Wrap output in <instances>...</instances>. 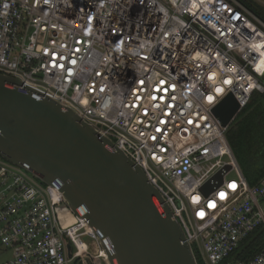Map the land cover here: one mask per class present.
Wrapping results in <instances>:
<instances>
[{
	"label": "built area",
	"instance_id": "1",
	"mask_svg": "<svg viewBox=\"0 0 264 264\" xmlns=\"http://www.w3.org/2000/svg\"><path fill=\"white\" fill-rule=\"evenodd\" d=\"M0 74L55 96L141 167L197 261L264 264V248L235 256L264 227V178L248 183L214 114L230 93L241 111L264 93V20L242 2L0 0ZM2 250V264L105 261L57 186L0 157Z\"/></svg>",
	"mask_w": 264,
	"mask_h": 264
},
{
	"label": "water",
	"instance_id": "2",
	"mask_svg": "<svg viewBox=\"0 0 264 264\" xmlns=\"http://www.w3.org/2000/svg\"><path fill=\"white\" fill-rule=\"evenodd\" d=\"M240 111L230 93L214 114L229 127ZM0 157L57 186L94 230L106 264H198L184 228L141 167L72 108L3 74Z\"/></svg>",
	"mask_w": 264,
	"mask_h": 264
},
{
	"label": "trees",
	"instance_id": "3",
	"mask_svg": "<svg viewBox=\"0 0 264 264\" xmlns=\"http://www.w3.org/2000/svg\"><path fill=\"white\" fill-rule=\"evenodd\" d=\"M239 1L264 20L263 7L253 0ZM261 82L264 85V80ZM227 139L248 183L256 185L264 178V93L253 95L251 102L229 126ZM244 162L247 168L242 169L241 165ZM263 248L264 227H259L242 242L235 254L236 259L243 262L250 261ZM198 264H202L199 259Z\"/></svg>",
	"mask_w": 264,
	"mask_h": 264
},
{
	"label": "rangeland",
	"instance_id": "4",
	"mask_svg": "<svg viewBox=\"0 0 264 264\" xmlns=\"http://www.w3.org/2000/svg\"><path fill=\"white\" fill-rule=\"evenodd\" d=\"M253 1L264 8V0H253ZM263 80H264V77L261 79V81H263ZM259 93H262V92H259ZM256 96H260V95L256 94ZM234 155H235V153H234ZM224 161L225 162L230 161V158L229 157H225ZM241 167H242V169L247 168L246 163L244 162L243 165H241ZM230 176H234V174H231ZM82 240L85 243L90 245L91 251H94V247L92 245V240L89 237H84ZM11 257H12V252L11 251H8V250L7 251H4V250L0 251V264L6 262ZM99 261H100V264H106V262L103 259H100ZM73 264H75V263H73Z\"/></svg>",
	"mask_w": 264,
	"mask_h": 264
},
{
	"label": "bare ground",
	"instance_id": "5",
	"mask_svg": "<svg viewBox=\"0 0 264 264\" xmlns=\"http://www.w3.org/2000/svg\"><path fill=\"white\" fill-rule=\"evenodd\" d=\"M29 86H31V85H29ZM31 87H33V86H31ZM35 88V87H34ZM35 89H37V88H35ZM38 91H40V90H38ZM40 92H42V91H40ZM50 97H52L53 99H55L56 101H58L59 102V100L55 97V96H50ZM60 103V102H59ZM93 230V229H92ZM94 231V230H93ZM104 256H105V254H104Z\"/></svg>",
	"mask_w": 264,
	"mask_h": 264
},
{
	"label": "snow or ice",
	"instance_id": "6",
	"mask_svg": "<svg viewBox=\"0 0 264 264\" xmlns=\"http://www.w3.org/2000/svg\"><path fill=\"white\" fill-rule=\"evenodd\" d=\"M234 187V186H233ZM222 195V197H223V194H221ZM202 215V214H201Z\"/></svg>",
	"mask_w": 264,
	"mask_h": 264
}]
</instances>
